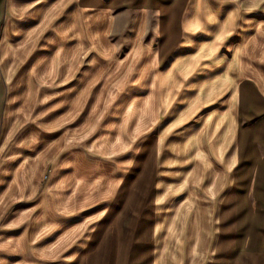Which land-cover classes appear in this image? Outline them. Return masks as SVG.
I'll list each match as a JSON object with an SVG mask.
<instances>
[{
  "label": "rangeland",
  "instance_id": "1",
  "mask_svg": "<svg viewBox=\"0 0 264 264\" xmlns=\"http://www.w3.org/2000/svg\"><path fill=\"white\" fill-rule=\"evenodd\" d=\"M110 1L0 0V264H124L138 206L157 264L209 259L264 0H186L165 60V0Z\"/></svg>",
  "mask_w": 264,
  "mask_h": 264
},
{
  "label": "crops",
  "instance_id": "2",
  "mask_svg": "<svg viewBox=\"0 0 264 264\" xmlns=\"http://www.w3.org/2000/svg\"><path fill=\"white\" fill-rule=\"evenodd\" d=\"M127 1L150 6L149 1L156 0ZM164 2L165 10L169 13L165 16L161 10L165 20V32H161L159 50L161 60L167 58L179 41L181 22H177V19L186 0ZM79 4L90 8L99 3L98 0L95 3L79 0ZM252 40L257 52L252 51L254 54H250L242 51L244 55L240 56L245 57L249 64L244 66L241 79L232 84L231 88L232 143L227 171L230 181L226 182L220 199L217 228L208 235L205 259H209L206 264H264V224L262 227L253 223L250 228L247 226L249 222L264 221V34L262 38L253 37ZM218 187L215 189H219ZM142 210V206L133 209L134 221L130 227L129 250L124 264H157V255L164 244L161 238L164 232L158 230L157 218L147 217L141 213ZM220 222L223 223L221 229L218 224ZM239 223L244 225L240 226ZM93 242L96 244L89 255L98 260L96 264H102L101 260L105 258L100 259L97 254L102 242L97 241L95 236L90 241ZM105 262L112 263L109 251H106Z\"/></svg>",
  "mask_w": 264,
  "mask_h": 264
}]
</instances>
